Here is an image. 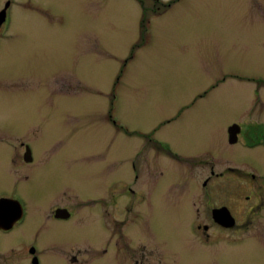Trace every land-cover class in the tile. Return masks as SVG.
Here are the masks:
<instances>
[{
    "label": "rangeland",
    "instance_id": "obj_1",
    "mask_svg": "<svg viewBox=\"0 0 264 264\" xmlns=\"http://www.w3.org/2000/svg\"><path fill=\"white\" fill-rule=\"evenodd\" d=\"M35 1L52 17L21 11L18 22L16 12L17 37L0 51V159L22 153L20 140L34 157L21 162L28 217L15 239H37L43 264H69L75 244L85 259L109 248L113 232L98 213L125 200L136 159L153 173L143 231L160 234L161 249L168 241V261L206 264L178 206L207 174L179 178L181 163L206 153L217 168L247 166L250 154L264 165V145L252 146L264 134V0ZM232 125L243 130L234 145ZM154 142L168 143L179 162L156 157ZM57 208L75 216L48 219Z\"/></svg>",
    "mask_w": 264,
    "mask_h": 264
},
{
    "label": "flooded vegetation",
    "instance_id": "obj_2",
    "mask_svg": "<svg viewBox=\"0 0 264 264\" xmlns=\"http://www.w3.org/2000/svg\"><path fill=\"white\" fill-rule=\"evenodd\" d=\"M21 11L38 12L50 18L53 12L51 6H41L35 0H0V51L4 42L13 41L17 37L12 32V26L17 19L16 12H19L17 21L23 20ZM109 120L112 121L111 115ZM242 133L240 128L238 141ZM2 135L0 132V136ZM259 136L252 142V146L264 145V134L261 132ZM19 143L22 153H1L6 156L0 159V264H43L37 239L24 242L14 237L28 217L27 206L19 190L21 162H34L28 144L22 140ZM154 143L155 148L162 152L155 153L156 157H166L173 161L180 158V154L173 152L168 143ZM248 155L252 163L247 166L226 161L221 168H217L213 156L206 153L201 157L191 156L181 163L183 167L180 168L179 178L187 177L190 169H202V172L207 174L203 181L189 183V189H186L189 198L182 199L178 206L183 213H180L182 218H177L188 224L190 246L202 247L207 258L206 264H232L227 261L232 258L241 264H264V165ZM136 162L138 161L135 159L132 161L133 165L131 163L133 180L126 184L128 198L126 196L123 202L115 205L114 213L108 212V207L104 208L102 216L98 213V221L101 224L108 221L113 232L109 248L101 249L94 255L86 250L85 253L90 257L85 259L78 257L83 256L84 251L82 254L83 249H77L75 244L65 253V260L69 264H95L104 257H109L112 264L181 263L176 260L177 257L173 261L167 260L166 256L171 252L166 251L168 241L163 242L165 249H161L155 246L160 234L159 237L155 233H149L148 236L141 228L144 215L142 207L148 190L145 179L151 181L153 173L148 168H141ZM230 176H235L238 180L230 181ZM123 203L125 219L117 215V210L122 209ZM60 210H65L66 218L57 217ZM74 216L75 211L66 208H57L54 213L47 214L48 219L61 221H69ZM148 228L152 230L150 225ZM149 243L153 248L150 249ZM124 248L125 250H122ZM75 249L78 256L73 255Z\"/></svg>",
    "mask_w": 264,
    "mask_h": 264
},
{
    "label": "water",
    "instance_id": "obj_3",
    "mask_svg": "<svg viewBox=\"0 0 264 264\" xmlns=\"http://www.w3.org/2000/svg\"><path fill=\"white\" fill-rule=\"evenodd\" d=\"M228 133H229V143L236 144L238 142V134L240 133V127L237 125H233L229 128ZM64 216H66L65 210L58 211L57 217L66 218Z\"/></svg>",
    "mask_w": 264,
    "mask_h": 264
},
{
    "label": "trees",
    "instance_id": "obj_4",
    "mask_svg": "<svg viewBox=\"0 0 264 264\" xmlns=\"http://www.w3.org/2000/svg\"><path fill=\"white\" fill-rule=\"evenodd\" d=\"M176 1H178V0H176ZM144 21H145V20H144ZM143 25H144V30H143V32H146V31H147L146 22H145Z\"/></svg>",
    "mask_w": 264,
    "mask_h": 264
}]
</instances>
